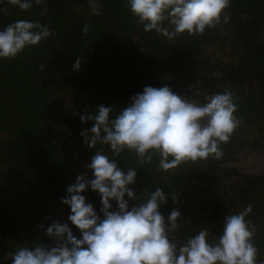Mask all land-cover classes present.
Returning <instances> with one entry per match:
<instances>
[{
  "label": "trees",
  "instance_id": "16d2710c",
  "mask_svg": "<svg viewBox=\"0 0 264 264\" xmlns=\"http://www.w3.org/2000/svg\"><path fill=\"white\" fill-rule=\"evenodd\" d=\"M0 8L6 9L0 27L24 19L46 24L51 33L15 58L0 59V264H10L7 254L19 246L54 245L45 231L54 221L80 237L62 198L77 176L93 178L86 167L93 153L111 156L107 144L87 148L80 133L93 122H81L80 114L103 104L114 117L145 86H168L200 102L206 94L232 91L241 123L221 159L168 172L159 169L156 154L146 162L129 151L113 159L122 170H137L131 187L141 199L156 187L176 198L169 196L160 211L165 218L173 209L181 212L178 245L202 228L210 237L221 235L224 216L251 204L247 219L264 261V175L231 166L241 153L264 149V0H230L227 23L172 40L144 32L126 0H99L98 15L88 0H43L28 10L5 0ZM82 194L103 218L99 194L90 188ZM139 202L129 200V207Z\"/></svg>",
  "mask_w": 264,
  "mask_h": 264
},
{
  "label": "clouds",
  "instance_id": "9594fccd",
  "mask_svg": "<svg viewBox=\"0 0 264 264\" xmlns=\"http://www.w3.org/2000/svg\"><path fill=\"white\" fill-rule=\"evenodd\" d=\"M43 0H6L28 10ZM230 0H126L128 9L143 31L172 40L182 34L202 35L206 29L227 23L225 11ZM5 0H0L4 4ZM92 14H99V0H88ZM0 12L6 9L0 8ZM88 32V24L82 28ZM51 35L46 24L24 19L0 27V59H12L27 47H34ZM80 59L73 64L79 70ZM236 97L232 91L206 94L203 102L193 96L179 95L168 86H145L131 103L114 117L113 108L99 105L95 113L83 112L81 122L92 121L83 130L87 148L107 144L111 156L97 150L86 165L93 178L77 176L69 185L62 203L70 209L68 221L80 231L78 238L67 223L53 222L46 229L55 244L19 246L9 252L10 264H264L258 260L254 243L255 227L250 219L252 205L224 216L222 234L210 237L207 228L177 244L181 212L168 216L160 208L170 196L161 187L141 199L131 187L137 183V170H122L113 157L122 152L135 153L141 162L159 157V169L168 172L179 165L207 159L219 160L241 121L235 114ZM97 192L101 218L86 201L87 189ZM127 197V198H126ZM129 200H140L129 207ZM112 201L116 203L113 208Z\"/></svg>",
  "mask_w": 264,
  "mask_h": 264
},
{
  "label": "rangeland",
  "instance_id": "374dc122",
  "mask_svg": "<svg viewBox=\"0 0 264 264\" xmlns=\"http://www.w3.org/2000/svg\"><path fill=\"white\" fill-rule=\"evenodd\" d=\"M192 87H195V84H192ZM231 166L244 174L264 175V149L241 153L237 160L231 163Z\"/></svg>",
  "mask_w": 264,
  "mask_h": 264
}]
</instances>
